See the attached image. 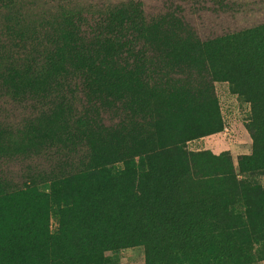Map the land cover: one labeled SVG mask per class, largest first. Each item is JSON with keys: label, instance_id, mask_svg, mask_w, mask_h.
<instances>
[{"label": "rangeland", "instance_id": "rangeland-1", "mask_svg": "<svg viewBox=\"0 0 264 264\" xmlns=\"http://www.w3.org/2000/svg\"><path fill=\"white\" fill-rule=\"evenodd\" d=\"M224 1L238 15L221 0H42L12 18L43 22L47 42L67 10L103 25L133 2L143 21L107 23L123 48L104 64L102 139L0 159V264H264V25L248 0ZM5 109L0 123L31 116Z\"/></svg>", "mask_w": 264, "mask_h": 264}, {"label": "trees", "instance_id": "trees-1", "mask_svg": "<svg viewBox=\"0 0 264 264\" xmlns=\"http://www.w3.org/2000/svg\"><path fill=\"white\" fill-rule=\"evenodd\" d=\"M39 2L42 0H0V37L4 39L0 43V108L6 107L5 111L8 112L13 108L29 106L31 115L25 117L22 124L0 123V159L32 160L44 157L52 148H76L82 143L90 147L95 136L96 139H102L104 135L98 125L93 132V124L100 116L95 103L98 99L104 104L108 102V95H100L101 81L108 82V66L104 64L119 55L123 48L121 45H117V49L108 46L112 32L110 29L127 25L132 19H141V23L143 21L137 9L138 4L133 2L108 12L105 19L100 20L103 25H95L99 19H90L92 13L83 15L67 10L63 19V23L68 25L67 30L56 29L60 35L47 42L40 39L44 27L39 24L43 22L34 19L35 25H31V28L13 22V19L22 18L28 7H31L30 11L42 10L32 6L42 4ZM221 2L227 4L224 0ZM248 2L250 10L260 16V22L255 25H264V0ZM226 4L218 6L216 11L225 7L227 10L223 12L230 18L238 15L241 10L238 4L236 6V3L229 2L227 5L230 7ZM203 8L209 7L203 4ZM108 21L119 25L111 27ZM19 26L23 30L16 33ZM84 31L92 33L90 41L83 37ZM26 32L32 34L31 38ZM28 40L32 44L29 54L22 56L18 50L17 57L10 56L12 50L19 45H26ZM85 102L91 106L79 111L77 107L80 104L84 106ZM93 170L95 167L90 169L85 164L77 173L68 174L67 178L89 175ZM20 191L21 187L14 193Z\"/></svg>", "mask_w": 264, "mask_h": 264}]
</instances>
